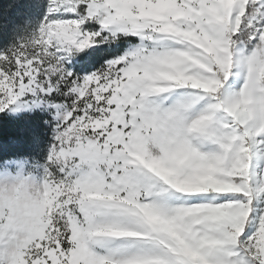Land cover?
<instances>
[{"label": "snow or ice", "instance_id": "6c2138e0", "mask_svg": "<svg viewBox=\"0 0 264 264\" xmlns=\"http://www.w3.org/2000/svg\"><path fill=\"white\" fill-rule=\"evenodd\" d=\"M3 14L0 264H264V0Z\"/></svg>", "mask_w": 264, "mask_h": 264}, {"label": "trees", "instance_id": "16d2710c", "mask_svg": "<svg viewBox=\"0 0 264 264\" xmlns=\"http://www.w3.org/2000/svg\"><path fill=\"white\" fill-rule=\"evenodd\" d=\"M11 0H0V23L4 20V6L10 3ZM15 9L10 10L7 13V17L15 18ZM31 126L25 122H19L16 124H10L7 127L0 128V139H5L10 142H22L24 134Z\"/></svg>", "mask_w": 264, "mask_h": 264}]
</instances>
